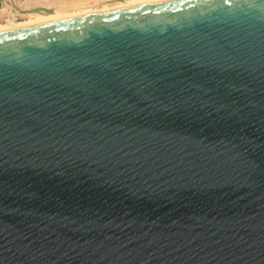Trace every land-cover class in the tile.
I'll return each mask as SVG.
<instances>
[{"label": "water", "instance_id": "obj_1", "mask_svg": "<svg viewBox=\"0 0 264 264\" xmlns=\"http://www.w3.org/2000/svg\"><path fill=\"white\" fill-rule=\"evenodd\" d=\"M0 264H264V0L0 36Z\"/></svg>", "mask_w": 264, "mask_h": 264}, {"label": "bare ground", "instance_id": "obj_2", "mask_svg": "<svg viewBox=\"0 0 264 264\" xmlns=\"http://www.w3.org/2000/svg\"><path fill=\"white\" fill-rule=\"evenodd\" d=\"M92 1L97 2V0H76L73 3L63 0H10L15 5L17 13L25 14L26 19L19 21L14 18L16 16L12 12H8L9 17L5 18L6 22L0 23V36L95 16L189 0H120L104 3V5H92L90 3Z\"/></svg>", "mask_w": 264, "mask_h": 264}, {"label": "rangeland", "instance_id": "obj_3", "mask_svg": "<svg viewBox=\"0 0 264 264\" xmlns=\"http://www.w3.org/2000/svg\"><path fill=\"white\" fill-rule=\"evenodd\" d=\"M63 1L64 2L73 3L76 0H63ZM115 1H120V0H97L98 3L95 2V1H92L90 3L92 5H97V4L98 5H104V3H111V2H115ZM8 12H12V14H14L16 16L14 18H17V20H19V21H22L23 19H26L24 17L25 14L21 15V14L17 13V11L15 9V5H13L12 2H10V0H0V23H3V22L5 23L6 22V19L9 17Z\"/></svg>", "mask_w": 264, "mask_h": 264}]
</instances>
